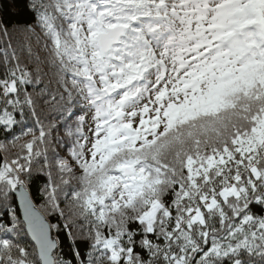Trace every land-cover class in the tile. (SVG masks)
<instances>
[{
  "label": "snow or ice",
  "instance_id": "6c2138e0",
  "mask_svg": "<svg viewBox=\"0 0 264 264\" xmlns=\"http://www.w3.org/2000/svg\"><path fill=\"white\" fill-rule=\"evenodd\" d=\"M0 264H264V0H0Z\"/></svg>",
  "mask_w": 264,
  "mask_h": 264
}]
</instances>
